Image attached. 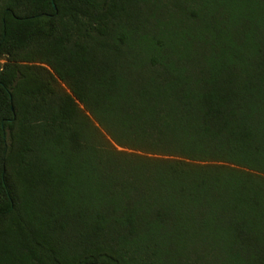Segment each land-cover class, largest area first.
<instances>
[{"label": "trees", "instance_id": "16d2710c", "mask_svg": "<svg viewBox=\"0 0 264 264\" xmlns=\"http://www.w3.org/2000/svg\"><path fill=\"white\" fill-rule=\"evenodd\" d=\"M191 258L264 264V0H0V264Z\"/></svg>", "mask_w": 264, "mask_h": 264}, {"label": "rangeland", "instance_id": "374dc122", "mask_svg": "<svg viewBox=\"0 0 264 264\" xmlns=\"http://www.w3.org/2000/svg\"><path fill=\"white\" fill-rule=\"evenodd\" d=\"M60 86L67 90V87L64 83H60ZM196 257V256H195ZM190 264H210L208 260H202V259H196V258H191L189 259Z\"/></svg>", "mask_w": 264, "mask_h": 264}]
</instances>
